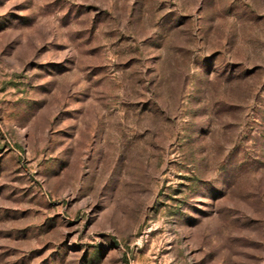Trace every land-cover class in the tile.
<instances>
[{
	"label": "rangeland",
	"instance_id": "rangeland-1",
	"mask_svg": "<svg viewBox=\"0 0 264 264\" xmlns=\"http://www.w3.org/2000/svg\"><path fill=\"white\" fill-rule=\"evenodd\" d=\"M0 264H264V0H0Z\"/></svg>",
	"mask_w": 264,
	"mask_h": 264
}]
</instances>
